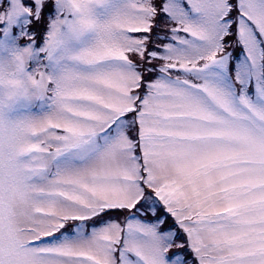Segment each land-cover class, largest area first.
<instances>
[{"label":"snow or ice","instance_id":"snow-or-ice-1","mask_svg":"<svg viewBox=\"0 0 264 264\" xmlns=\"http://www.w3.org/2000/svg\"><path fill=\"white\" fill-rule=\"evenodd\" d=\"M0 264H264V0H0Z\"/></svg>","mask_w":264,"mask_h":264}]
</instances>
